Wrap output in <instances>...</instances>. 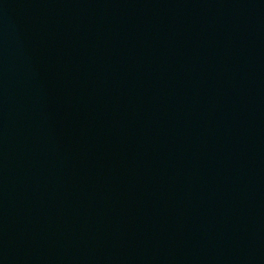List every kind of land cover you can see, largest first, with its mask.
<instances>
[{
    "label": "water",
    "instance_id": "1",
    "mask_svg": "<svg viewBox=\"0 0 264 264\" xmlns=\"http://www.w3.org/2000/svg\"><path fill=\"white\" fill-rule=\"evenodd\" d=\"M0 264H264V0H0Z\"/></svg>",
    "mask_w": 264,
    "mask_h": 264
}]
</instances>
